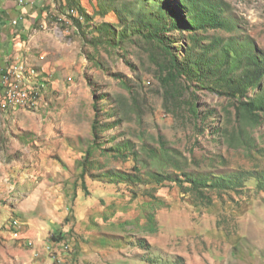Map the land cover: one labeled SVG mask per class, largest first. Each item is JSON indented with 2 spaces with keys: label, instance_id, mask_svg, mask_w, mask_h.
Wrapping results in <instances>:
<instances>
[{
  "label": "rangeland",
  "instance_id": "374dc122",
  "mask_svg": "<svg viewBox=\"0 0 264 264\" xmlns=\"http://www.w3.org/2000/svg\"><path fill=\"white\" fill-rule=\"evenodd\" d=\"M222 1L229 30L202 33L205 45L248 40L264 55V0ZM178 3L0 0V65L17 60L25 80L4 94L41 98L0 105V264H264V190L237 177L264 171V115L248 153L221 135L233 99L193 82L184 96L209 115L203 123L165 106L153 48L137 32L140 19L181 18ZM104 22L125 39L102 35ZM190 31L166 34L182 57ZM161 142L185 173L152 161ZM158 171L172 180L156 183ZM186 173L233 185L197 199Z\"/></svg>",
  "mask_w": 264,
  "mask_h": 264
},
{
  "label": "trees",
  "instance_id": "16d2710c",
  "mask_svg": "<svg viewBox=\"0 0 264 264\" xmlns=\"http://www.w3.org/2000/svg\"><path fill=\"white\" fill-rule=\"evenodd\" d=\"M44 1L41 0V3ZM178 7L183 11L181 18H177L175 13H172L173 18L169 23L153 17H148L146 20L140 19L138 22L137 32L141 33L153 48L150 56L157 67V79L164 91V105L171 106L172 110L181 109L185 105L189 116L194 121L200 120V123H203L209 115H202L194 100L191 98L188 100L184 96L193 82L202 84L221 96L233 99L235 101L233 105L234 125L224 126L220 130L221 135L229 147L241 148L248 153L255 151L258 144L253 130L262 123V115H264V55L258 54L255 46L248 40L235 46L231 41H221L219 37L209 45H205L202 41L205 38L202 33L209 30H229V21L222 13L225 9L222 0H179ZM77 10L86 16L80 5H77ZM160 16L165 17L162 12ZM75 21L79 24L77 19ZM3 24L4 21L0 19V26ZM172 29L191 30L188 35L189 41L184 43L188 52L183 57L179 52H173L170 48L166 34ZM100 31L102 35H110L112 40L123 41L125 39L122 33H115L111 23L108 22L102 23ZM193 47H197L198 52L191 56L190 50ZM216 48H219L218 51L213 52ZM209 51H212L211 57H207ZM194 125L197 126L196 123ZM161 143L160 149L150 150L152 161L160 166L161 161H169L174 170H181L185 173L178 164L179 162H174L178 158L177 155L170 153L171 151L165 144ZM91 152L92 149H89L87 155ZM87 163H81L80 177L84 188L83 176L86 173ZM237 177L239 179L253 178L257 186L264 190V171H244L240 172ZM151 178L156 183H161L165 179L172 180L163 171L162 173L159 171L151 173ZM187 178L190 184L188 188L193 191L197 199L204 196L205 187L225 190L233 185L231 178L226 175L200 178L187 174ZM180 184L183 186V182ZM203 202L209 205L212 201L207 196ZM62 238L63 235H60L54 239L61 240Z\"/></svg>",
  "mask_w": 264,
  "mask_h": 264
},
{
  "label": "built area",
  "instance_id": "2783aa9c",
  "mask_svg": "<svg viewBox=\"0 0 264 264\" xmlns=\"http://www.w3.org/2000/svg\"><path fill=\"white\" fill-rule=\"evenodd\" d=\"M22 3L23 0H20ZM41 3V0H38ZM16 23L15 21H13ZM20 75H18V67L17 60L13 59L10 63H6L4 65H0V105L2 107H6L7 103H12L13 101H21L23 103H39L38 102H27V95H29V91L25 93H15V94H4V86H6L9 82H16V84L20 83Z\"/></svg>",
  "mask_w": 264,
  "mask_h": 264
},
{
  "label": "bare ground",
  "instance_id": "6f19581e",
  "mask_svg": "<svg viewBox=\"0 0 264 264\" xmlns=\"http://www.w3.org/2000/svg\"><path fill=\"white\" fill-rule=\"evenodd\" d=\"M16 92H14V93H10V94H15ZM32 93V92H31ZM19 103H21V101H13L12 103H10V104H19Z\"/></svg>",
  "mask_w": 264,
  "mask_h": 264
}]
</instances>
